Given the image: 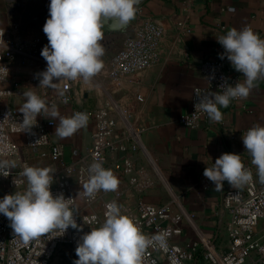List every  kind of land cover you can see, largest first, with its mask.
<instances>
[{
    "label": "built area",
    "instance_id": "obj_1",
    "mask_svg": "<svg viewBox=\"0 0 264 264\" xmlns=\"http://www.w3.org/2000/svg\"><path fill=\"white\" fill-rule=\"evenodd\" d=\"M6 3L10 15L21 16L27 12L24 6L26 0H6ZM14 23L12 29L0 28V160L11 161L15 165L0 176V198L14 192L22 193L26 189V180L20 175L23 167L28 166L21 156L19 139H22L23 146L30 152L57 165V169L49 173L52 177L50 190L53 196L63 195L72 199L70 208L81 230L69 228L60 237L58 232L42 234L25 243L14 236L10 222L0 215V264H50L61 247H68L76 257L75 247L79 238L102 224L105 206L112 202L117 203L121 213L130 217L146 238L164 234L166 248H160L158 244L147 246L141 254V264H264V184H259L256 167L251 160L245 165L252 174L251 181L240 188L225 191L220 197L217 213L219 241L198 235L189 248H184L177 242L184 220L180 205L174 201L161 205L141 201L131 208L125 202L127 198L120 199L124 194L129 196L128 190L142 195L154 186L150 174L145 169H138L136 163L139 153L145 155L142 136L148 127L138 116L145 100L136 94L133 103L120 105L113 93L129 77L147 71L161 60L166 31L157 20L136 15L132 24L133 39H126L124 47L111 58L104 81L98 85L108 98L107 104L93 113H85L94 123L91 145L84 154L68 163L63 161L61 146L52 141L54 121L38 116L37 124L30 133L18 126L23 115L11 102L22 95L25 84L39 83L38 74L45 70L46 61L40 55L42 39L22 35L16 37L13 31L18 27ZM178 29L183 37L190 34L184 23H179ZM14 70L20 73V77L13 76ZM199 72L204 86L193 90L190 111L178 120L179 125L189 130H196L209 121L206 114L194 113L198 95L218 91L224 80L229 84L238 79L241 81L238 75L225 70L223 61L216 59L204 61L199 66ZM79 82L80 79H60L51 87L42 86L41 99L46 106L57 103L69 105L73 88ZM242 100H234L228 107L238 105ZM117 156L120 157V164L109 165L108 160ZM94 162L101 163L105 169L121 170L119 180L120 177L125 179V189L119 188L112 199L101 201L105 191H98L94 198L85 196L82 191V185L90 175L89 165ZM198 185L203 191L211 188L207 179H199ZM76 191L82 199V207L77 204ZM99 201V208L93 209Z\"/></svg>",
    "mask_w": 264,
    "mask_h": 264
},
{
    "label": "crops",
    "instance_id": "obj_2",
    "mask_svg": "<svg viewBox=\"0 0 264 264\" xmlns=\"http://www.w3.org/2000/svg\"><path fill=\"white\" fill-rule=\"evenodd\" d=\"M8 9L6 0H0V17L8 13L6 21L2 22L0 19V28L12 29V23L16 22L14 24L18 28L13 31L16 37L22 35L41 38L42 41L45 39L34 33L30 25L23 24L24 13L21 16L10 15ZM136 15L157 20L166 31V38L162 45L161 60L147 71L129 77L113 93L120 105L133 103L136 94H140L145 100L138 115L148 127L142 136L145 155L139 153L136 163L138 169H145L154 181V186L142 195L129 191L125 202L131 208H135L141 201L166 204L170 201H164L165 190L171 197L170 200L180 205L184 211L182 234L177 241L181 246L189 248L198 235L219 241L221 236L217 235V213L220 197L233 187L224 182L222 190H214L213 183L203 176V171L224 153L241 155L244 165L251 160L250 154L244 149L241 136L253 125L264 126V78L255 83L249 96L238 105L221 109L222 119L219 122L208 121L196 130H189L179 125L178 120L189 113L193 90L204 86V79L199 72V66L204 61H223L225 70L238 75L243 81L241 74L231 67L227 59L219 58L224 50L215 37L226 34L230 28L240 30L249 27L264 39V0H147L137 9L135 17ZM179 23H184L189 29L190 34L186 37L180 34ZM19 74L14 70V77H20ZM25 85L23 92L32 91L41 98L43 87H39V83ZM24 101L22 93L11 105L19 111ZM107 102V96L91 78L88 82L80 79L78 85L74 86L71 104L57 103L54 106L60 116L70 117L75 111L93 113ZM137 108L139 112V107ZM43 118L54 121L56 128L58 120L46 116ZM55 128L52 130V141L61 146L64 162H71L90 147L94 130L91 118L83 128L67 138L61 139L54 135ZM19 141L21 156L28 166L47 167L50 174L57 169V165L51 164L48 159H40L26 149L22 139ZM111 163L119 165L120 157L108 160V164ZM110 170L120 182L121 170ZM199 179H207L211 188L203 191L198 185ZM119 188L124 190V184H118L117 190ZM116 191L105 192L101 201L112 199ZM76 193L77 204L82 207V199L78 191ZM100 203L95 204L93 209H98Z\"/></svg>",
    "mask_w": 264,
    "mask_h": 264
},
{
    "label": "clouds",
    "instance_id": "obj_3",
    "mask_svg": "<svg viewBox=\"0 0 264 264\" xmlns=\"http://www.w3.org/2000/svg\"><path fill=\"white\" fill-rule=\"evenodd\" d=\"M138 3L139 0H49L48 18L42 29L48 44L40 53L46 68L38 74L39 87H51L60 79L90 81L103 68L105 30L123 32L135 18ZM215 38L224 50L219 58L227 59L243 81L238 79L229 84L224 80L218 91L197 96L194 113L206 114L213 123L222 119L221 108H227L234 100L246 99L255 83L264 78V39L251 28H230ZM23 96L25 101L19 110L23 119L18 126L24 132H31L38 116L58 120L54 135L61 139L87 124L85 113L60 116L54 105L46 106L34 92L25 91ZM241 139L251 156V164L256 167L259 182L264 183V126L253 125ZM13 167V162L0 160V176ZM88 171V181L82 185L85 196L94 198L98 191L117 190V177L101 163H92ZM20 175L26 180V189L0 198V215L10 222L14 236L27 243L42 234L58 232L60 237L69 228L81 230L70 208L72 199L53 196L47 167L26 165ZM203 176L213 183L216 191L223 189L224 182L240 188L252 179L241 155L235 153L221 154L211 167L204 169ZM105 208L102 224L79 238L75 247L78 259L72 264H141V254L147 246L158 244L166 248L164 234L146 238L131 218L121 213L116 202Z\"/></svg>",
    "mask_w": 264,
    "mask_h": 264
},
{
    "label": "rangeland",
    "instance_id": "obj_4",
    "mask_svg": "<svg viewBox=\"0 0 264 264\" xmlns=\"http://www.w3.org/2000/svg\"><path fill=\"white\" fill-rule=\"evenodd\" d=\"M48 4L49 0H26L25 3V9L27 12H25L23 16V20H25L23 24H28L33 29L34 33H37L38 35H42L43 43L40 46V51L48 44V40L46 35L43 33V25L46 22V19L48 18ZM30 11V12H28ZM7 12L5 15L2 14L0 19H2V22L7 18ZM22 19V18H21ZM6 21V20H5ZM131 25L134 23V20L130 21ZM124 41H126L125 37H118V38H112V41L108 43L107 45H104V55L101 57L103 61V68L102 70L95 75L92 79L94 84L98 87L99 84H101L104 80V73L106 72L107 65L111 58L116 55L123 47H124ZM99 88V87H98ZM100 89V88H99ZM101 90V89H100ZM102 91V90H101ZM103 92V91H102ZM121 178V184L126 185V181L123 177ZM158 180H161L159 176L156 177ZM160 187H163L160 184ZM164 201L171 202L170 196L167 192L164 190ZM127 194L129 195V190L127 191ZM126 198V195L120 196L121 200H124ZM76 259V257L73 255L72 251L68 247H61L58 252L54 255V257L51 259L50 264H72V262Z\"/></svg>",
    "mask_w": 264,
    "mask_h": 264
},
{
    "label": "water",
    "instance_id": "obj_5",
    "mask_svg": "<svg viewBox=\"0 0 264 264\" xmlns=\"http://www.w3.org/2000/svg\"><path fill=\"white\" fill-rule=\"evenodd\" d=\"M147 0H139V3L136 5V8H140ZM125 37L128 40L133 39V27L131 23L123 32H110L105 30V38L102 41L103 44H108L112 41V38Z\"/></svg>",
    "mask_w": 264,
    "mask_h": 264
}]
</instances>
